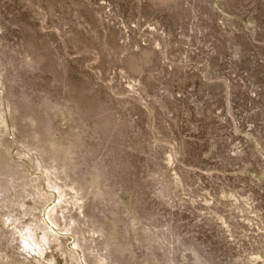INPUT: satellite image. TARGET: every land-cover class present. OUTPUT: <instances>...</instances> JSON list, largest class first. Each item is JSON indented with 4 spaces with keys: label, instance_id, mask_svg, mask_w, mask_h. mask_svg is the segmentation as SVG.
I'll list each match as a JSON object with an SVG mask.
<instances>
[{
    "label": "rangeland",
    "instance_id": "rangeland-1",
    "mask_svg": "<svg viewBox=\"0 0 264 264\" xmlns=\"http://www.w3.org/2000/svg\"><path fill=\"white\" fill-rule=\"evenodd\" d=\"M0 264H264V0H0Z\"/></svg>",
    "mask_w": 264,
    "mask_h": 264
},
{
    "label": "bare ground",
    "instance_id": "bare-ground-1",
    "mask_svg": "<svg viewBox=\"0 0 264 264\" xmlns=\"http://www.w3.org/2000/svg\"><path fill=\"white\" fill-rule=\"evenodd\" d=\"M51 218H53V217H51ZM51 222H53V220L51 221ZM45 235V241H47L48 239H49V236H47L48 234H44Z\"/></svg>",
    "mask_w": 264,
    "mask_h": 264
}]
</instances>
